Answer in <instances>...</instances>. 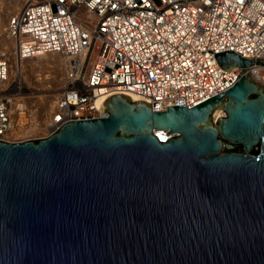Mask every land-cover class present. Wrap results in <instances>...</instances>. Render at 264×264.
<instances>
[{
  "label": "water",
  "instance_id": "water-1",
  "mask_svg": "<svg viewBox=\"0 0 264 264\" xmlns=\"http://www.w3.org/2000/svg\"><path fill=\"white\" fill-rule=\"evenodd\" d=\"M102 105L45 139L0 141V264H264V85L244 74L190 109Z\"/></svg>",
  "mask_w": 264,
  "mask_h": 264
},
{
  "label": "built area",
  "instance_id": "built-area-1",
  "mask_svg": "<svg viewBox=\"0 0 264 264\" xmlns=\"http://www.w3.org/2000/svg\"><path fill=\"white\" fill-rule=\"evenodd\" d=\"M3 32L13 43L11 54L0 52L6 143L45 139L68 122L105 117L102 104L112 95L150 104L153 112L190 109L244 74L254 81V68L264 72L256 65L226 71L217 62L233 52L264 63V0H24ZM51 54L67 61L54 112L37 132L15 137L19 65Z\"/></svg>",
  "mask_w": 264,
  "mask_h": 264
},
{
  "label": "bare ground",
  "instance_id": "bare-ground-1",
  "mask_svg": "<svg viewBox=\"0 0 264 264\" xmlns=\"http://www.w3.org/2000/svg\"><path fill=\"white\" fill-rule=\"evenodd\" d=\"M2 1L5 0H0V52L6 51L11 54L13 50V43L6 36V34H4L3 28L5 26L7 17L17 12L23 5L24 0H6L5 5L2 4ZM51 55L55 56L53 54ZM57 57L59 58L58 61L60 62L59 67L56 68L57 70L55 69L54 71H52L51 74L45 76L44 79L39 78L34 82V85L39 88V92L48 90L51 92L50 95L29 98L30 100L15 99L14 103H11V107L14 109L13 114H16L17 117L21 118L18 127L12 128L11 130L13 136H27L28 134H33L34 132H37L39 130V124L46 125L49 121V118L53 114L55 109V100L57 98L56 91L58 88L56 90L54 89L56 88V86L63 84L62 79L65 74L67 65V61L65 59L60 56ZM22 64L19 65V68H21L22 72H24ZM14 67L18 68V64H15ZM28 69H30V67H28ZM60 70L61 74L59 72ZM251 76L254 78V82L264 85V72L261 68H254L251 72ZM223 115L224 113L221 110L217 109L215 110L213 117L214 119H218ZM158 137L160 138V140L170 138L168 135L166 136L165 134H161Z\"/></svg>",
  "mask_w": 264,
  "mask_h": 264
},
{
  "label": "rangeland",
  "instance_id": "rangeland-1",
  "mask_svg": "<svg viewBox=\"0 0 264 264\" xmlns=\"http://www.w3.org/2000/svg\"><path fill=\"white\" fill-rule=\"evenodd\" d=\"M2 4L5 5L6 0L2 1ZM58 59L59 58L57 56L46 55L43 57L34 58V59L24 61L22 64L23 65V71H24L22 73L23 74L22 75L23 87L21 89V93H20L21 96H19V98L26 100L29 98H34V97H39V96L43 97V96L50 95L51 92L48 90L40 91L41 92L40 93L38 91L39 88L34 85L35 84L34 82L36 80H38L39 78L44 79L45 76L50 75L52 71H54L57 67H59L60 62L58 61ZM28 67H30V69H28ZM59 72L61 74V70ZM59 87L60 86H56V88L54 90H56ZM19 104H21V103H19Z\"/></svg>",
  "mask_w": 264,
  "mask_h": 264
}]
</instances>
